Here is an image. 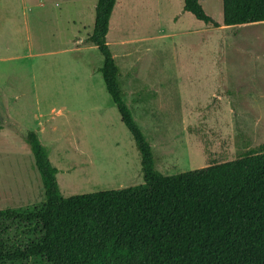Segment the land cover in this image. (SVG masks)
<instances>
[{
  "label": "rangeland",
  "instance_id": "rangeland-1",
  "mask_svg": "<svg viewBox=\"0 0 264 264\" xmlns=\"http://www.w3.org/2000/svg\"><path fill=\"white\" fill-rule=\"evenodd\" d=\"M200 1L222 22L223 0ZM96 4L0 0V209L45 201L28 130L48 147L66 197L144 182L141 153L99 71L103 55L85 42ZM107 40L161 173L234 160L249 137L264 140V22L212 27L184 0H119ZM222 83L235 93L230 106L211 97Z\"/></svg>",
  "mask_w": 264,
  "mask_h": 264
},
{
  "label": "trees",
  "instance_id": "trees-1",
  "mask_svg": "<svg viewBox=\"0 0 264 264\" xmlns=\"http://www.w3.org/2000/svg\"><path fill=\"white\" fill-rule=\"evenodd\" d=\"M118 1L97 0L85 42L103 55L99 71L141 153L144 182L66 197L48 147L28 130L45 201L0 209V264H264V143L234 160L158 171L107 40ZM184 10L212 27L264 22V0H223L222 22L200 0H184Z\"/></svg>",
  "mask_w": 264,
  "mask_h": 264
},
{
  "label": "crops",
  "instance_id": "crops-1",
  "mask_svg": "<svg viewBox=\"0 0 264 264\" xmlns=\"http://www.w3.org/2000/svg\"><path fill=\"white\" fill-rule=\"evenodd\" d=\"M82 42L83 41V39H79V40H77L76 42H78V43H80V42ZM78 49V50H77ZM76 49V57H78V60H80V58L82 57V48H77ZM73 51H74V49H72ZM259 72H261V71H264V68H258L257 69ZM211 72H209L210 73V75H213L215 72L214 71H222V73H224L223 71H226L225 70V68H220V69H216V70H214V69H211L210 70ZM217 73H219V72H217ZM221 73V74H222ZM212 80V79H211ZM213 81H214V79H213ZM221 86H222V88H223V86L224 87H226V90L225 91H223L222 89H220V88H217L218 87V85H216V89L211 93V97H213L214 99H216V101L220 104V103H224L225 105L227 104V106L229 105H231V103L234 101L233 100V97H235V93H232L231 91H232V89L233 88H231L230 86H227V85H225V84H221ZM231 90V91H230ZM210 97V98H211ZM255 96H249V98H250V101L251 102H253L254 103V101H255V99H257V98H254ZM209 98V99H210ZM215 101V102H216ZM215 106H217V105H215ZM195 115V114H194ZM191 117H193L194 119H196V115L195 116H192L191 115ZM249 135V134H248ZM249 137V136H248ZM249 139V143H248V147H247V150H250V149H252V148H256L257 146H259L260 144H262V143H264V140L263 139H260V140H258V139H255L254 141L251 139V137H249L248 138Z\"/></svg>",
  "mask_w": 264,
  "mask_h": 264
}]
</instances>
